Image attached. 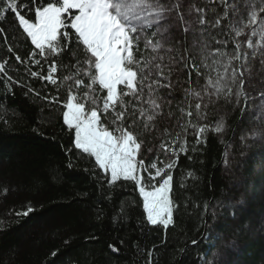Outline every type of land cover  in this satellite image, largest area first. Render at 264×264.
Returning <instances> with one entry per match:
<instances>
[{
	"label": "trees",
	"instance_id": "16d2710c",
	"mask_svg": "<svg viewBox=\"0 0 264 264\" xmlns=\"http://www.w3.org/2000/svg\"><path fill=\"white\" fill-rule=\"evenodd\" d=\"M179 2L178 11L192 22V30L185 32L173 11L163 21L170 26L167 35L174 38L168 43L181 53L184 49L197 53L202 40L199 15L195 11L189 15V8H215V13H207L208 20L222 14L224 8L208 0ZM236 2L242 5L243 0ZM20 3L34 7L31 0ZM161 3L170 6L177 0ZM5 4L6 0H0V10ZM22 14L34 17V12L22 10ZM223 24L221 28H208L203 39L213 48L222 45L211 37L228 40L231 51V37ZM0 28L7 33V42L0 34V61L7 59L8 74L27 85L8 89L0 79V264H264V112L255 110L264 101L250 100L246 111H242L243 101L238 106L234 99L226 102L220 98L209 105L207 118L200 121L209 126L204 134L206 143L197 145L193 152L195 135L189 130V152L179 156L171 171L173 223L167 228L152 225L133 182L109 186L95 167L94 158L79 150L67 151L72 147L74 133L63 124V108L43 99L45 95L58 94L64 100L66 90L61 88L57 93L53 86L27 75L25 65L15 60V55L27 60L34 46L11 12L6 18L0 15ZM140 54L152 55L151 49H144L143 42ZM82 55L73 40L70 51L56 58L58 64L67 65L57 75L63 77L74 71L72 65ZM260 60V56L250 60L251 76L246 74L245 78L244 91L252 97L264 92ZM42 65V69L32 70L46 74L48 65L44 61ZM170 79L173 88H162L160 95L172 104L165 103L157 131L142 137L146 162L154 158L164 129L178 132L177 122L187 120L186 116L181 120L179 112L184 89L199 91L205 83L194 71L189 78L187 69L174 72ZM28 87L40 96L28 92ZM189 99L194 105L196 100ZM169 111L172 117L167 115ZM221 119L224 130L216 133L212 129ZM161 158L166 159L162 153ZM69 162L72 168L67 167ZM238 201L243 203L236 209L219 207L221 202ZM29 204L35 210L28 217L15 215ZM205 205L209 206L207 214ZM193 240L198 243L193 244ZM110 245L118 252H113Z\"/></svg>",
	"mask_w": 264,
	"mask_h": 264
},
{
	"label": "snow or ice",
	"instance_id": "6c2138e0",
	"mask_svg": "<svg viewBox=\"0 0 264 264\" xmlns=\"http://www.w3.org/2000/svg\"><path fill=\"white\" fill-rule=\"evenodd\" d=\"M31 3L34 7L22 5L20 0H6L0 15L6 18L11 12L18 27L34 46L27 60L15 55V60L25 65L27 75L53 86L57 93L61 88L67 92L64 100L58 94L43 97L63 108V124L74 133L72 147L67 151L79 150L94 158L95 167L102 172L109 186L120 181L133 182L143 200L147 221L167 228L173 223L174 210L170 196L171 171L179 156L189 152V130L195 135V145L191 148L195 152L197 145L206 143L204 134L209 131V126L200 121L207 118L206 110L210 104L220 98L226 102L234 99L238 106L243 101L242 111H246L250 100L259 98L264 101V92L252 97L244 91L246 74L251 76L252 71L250 60L260 56L264 70V0H243L242 5L236 0H208V3H218L224 8L223 13L216 14L213 20L206 19V16L208 12L215 13V8L192 5L189 15L193 11L199 15L197 23L202 37L197 53L187 49L181 53L168 43L174 38L167 35L170 26L163 21L170 18L173 11L177 12L184 31L192 30V22L185 20L178 11L179 0L170 6L161 0H40L39 3L31 0ZM22 10L34 12V17L22 14ZM224 21L227 23L223 24ZM222 24L231 37V51L227 48L228 40H216L210 32L209 37L222 47L213 48L208 40L203 39L208 28H221ZM0 34L7 42L3 28H0ZM73 40L77 49H82V58H77L72 65L74 71L60 77L57 73L67 65L58 64L56 58L70 51ZM142 42L145 50L151 49L152 55H138ZM8 51H13L11 46ZM71 55L76 57V52ZM42 61L48 65L46 74L42 70H32L34 67L42 69ZM7 64V59L0 61V79L4 80L5 87H27L8 74ZM184 69L188 70L189 78L194 71L198 79L204 78L205 83L199 91L184 89L179 112L181 120L185 116L187 120L177 122L178 132L164 129L154 158L146 162L142 137L157 131V121L164 115L165 103L172 104L171 100H163L160 90L172 89L170 77ZM28 92L40 96L31 87ZM189 98L196 100L194 105ZM167 115L172 117L173 113L169 111ZM212 130L221 133L224 121H217ZM148 152L152 153L153 149L149 148ZM161 153L166 159L161 158ZM67 167L72 168L73 164L69 162ZM4 193L7 194L6 188ZM241 203L221 202L219 207L236 209ZM208 207L205 205V214ZM34 210L29 204L15 215L28 217ZM212 215L215 216L216 212L213 211ZM109 247L118 252L115 246ZM52 255L56 256V252Z\"/></svg>",
	"mask_w": 264,
	"mask_h": 264
},
{
	"label": "rangeland",
	"instance_id": "374dc122",
	"mask_svg": "<svg viewBox=\"0 0 264 264\" xmlns=\"http://www.w3.org/2000/svg\"><path fill=\"white\" fill-rule=\"evenodd\" d=\"M255 110L256 111L262 110L264 112V107H261V104H260V105H257V107H255Z\"/></svg>",
	"mask_w": 264,
	"mask_h": 264
}]
</instances>
